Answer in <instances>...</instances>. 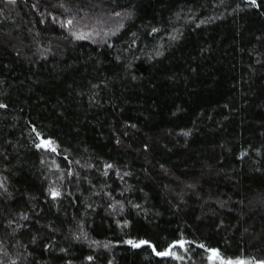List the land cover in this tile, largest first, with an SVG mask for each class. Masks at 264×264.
<instances>
[{
    "label": "trees",
    "instance_id": "16d2710c",
    "mask_svg": "<svg viewBox=\"0 0 264 264\" xmlns=\"http://www.w3.org/2000/svg\"><path fill=\"white\" fill-rule=\"evenodd\" d=\"M222 263H264V0H0V264Z\"/></svg>",
    "mask_w": 264,
    "mask_h": 264
},
{
    "label": "water",
    "instance_id": "95a60500",
    "mask_svg": "<svg viewBox=\"0 0 264 264\" xmlns=\"http://www.w3.org/2000/svg\"><path fill=\"white\" fill-rule=\"evenodd\" d=\"M184 245L182 244V243H174L173 245H172V247H170L169 249H168V252H171L172 250H173V248H182ZM214 253V252H213ZM214 256V255H213Z\"/></svg>",
    "mask_w": 264,
    "mask_h": 264
},
{
    "label": "snow or ice",
    "instance_id": "6c2138e0",
    "mask_svg": "<svg viewBox=\"0 0 264 264\" xmlns=\"http://www.w3.org/2000/svg\"><path fill=\"white\" fill-rule=\"evenodd\" d=\"M253 2H254V0H253ZM49 143H50V142H49ZM143 243H146V242H143ZM137 246H138V245H137ZM165 254H166V253H165ZM213 255L218 257L219 254L214 252Z\"/></svg>",
    "mask_w": 264,
    "mask_h": 264
},
{
    "label": "rangeland",
    "instance_id": "374dc122",
    "mask_svg": "<svg viewBox=\"0 0 264 264\" xmlns=\"http://www.w3.org/2000/svg\"><path fill=\"white\" fill-rule=\"evenodd\" d=\"M214 261V260H213ZM216 262V261H215ZM221 263V262H220ZM222 264H225V263H222ZM238 264H242V263H238ZM257 264H262V263H257ZM264 264V263H263Z\"/></svg>",
    "mask_w": 264,
    "mask_h": 264
}]
</instances>
